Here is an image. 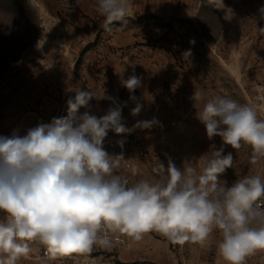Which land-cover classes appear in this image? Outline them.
I'll return each instance as SVG.
<instances>
[{"label": "clouds", "instance_id": "1", "mask_svg": "<svg viewBox=\"0 0 264 264\" xmlns=\"http://www.w3.org/2000/svg\"><path fill=\"white\" fill-rule=\"evenodd\" d=\"M225 10L224 0H208ZM131 0H97L96 11L104 17L102 27L111 30L114 22L123 26ZM264 19V7L259 9ZM264 34V28H260ZM190 44H195L191 40ZM191 57V49L183 53ZM134 93L141 79L133 74L121 81ZM67 101V116L38 123L25 135L14 130L0 135V264H17L39 242L52 257L89 253L95 245L110 247L111 235L120 233L140 241L155 232L172 244L186 242L203 245L214 230L222 239L219 254L227 264H245L246 258L264 251V179L245 175L230 186L220 177L233 167V154L224 147L213 148L204 157L206 165L196 169L177 168L171 159L167 168L159 164L153 172L155 182L129 181L114 172L123 153L110 155L103 147L109 131L130 134L136 128L153 127L158 121H137L132 128L122 122V107L113 106L101 117L79 113L95 96L91 91L75 90ZM109 99H113L109 97ZM130 99L135 100L134 95ZM191 99L196 118L205 126L211 140L219 136L223 145L238 150L252 148L250 163L264 158V120L252 106L215 96L206 100L195 90ZM137 103L131 115L137 116ZM124 140L117 143L122 147ZM132 172L135 174L136 169Z\"/></svg>", "mask_w": 264, "mask_h": 264}, {"label": "rangeland", "instance_id": "2", "mask_svg": "<svg viewBox=\"0 0 264 264\" xmlns=\"http://www.w3.org/2000/svg\"><path fill=\"white\" fill-rule=\"evenodd\" d=\"M186 1L193 20L164 23L160 7L167 0H131L126 23L114 22L106 31L97 0H0V135L14 130L25 135L40 122L66 117L67 101L76 89L85 91L89 74L94 79L96 66L103 64V59L91 62L95 46L105 58L115 50L114 59L126 55L121 51L126 43L107 42L117 31L158 34L166 28L173 40L178 37L182 53L191 49L199 76L217 96L252 106L258 114L255 98L264 93V19L259 13L264 0H224L233 13L230 20L208 0ZM149 15L156 18H139Z\"/></svg>", "mask_w": 264, "mask_h": 264}, {"label": "crops", "instance_id": "3", "mask_svg": "<svg viewBox=\"0 0 264 264\" xmlns=\"http://www.w3.org/2000/svg\"><path fill=\"white\" fill-rule=\"evenodd\" d=\"M170 1L167 0V4L160 7L164 23L170 18L178 21L193 20L186 0ZM139 18L143 20L156 17L149 15ZM108 38L107 42L111 46L119 40L126 43L122 47L124 50H121L126 55L114 59L115 50L113 54L107 52L105 58L98 54L101 51L99 45L95 46L91 62L94 65L103 59V64L96 66L94 79L90 73L89 80L86 81L85 91H91L95 96L83 113L87 111L99 118L107 113L115 100L120 105L126 103L122 107V122L128 128H132L137 121H151L154 118L158 121L151 128L134 130L144 135L159 161L153 163L134 159L131 170L119 174L129 181L128 186L142 179L149 182L159 180L162 174L153 172V169L159 162L167 168L169 159L177 168L192 167L199 174L206 165L204 156L213 148L219 149L221 146L224 147V154L231 152L234 158L233 167L220 177L221 183L226 182L230 186L245 175L260 174L261 160L256 164L250 163L252 148L249 145L245 144L234 150L229 145H223L219 136L211 140L207 137L205 126L196 118L197 109L191 97L195 90H199L204 96L199 104L202 108L206 100L217 95L199 76L192 59L183 56L177 45L178 37L173 40L165 28L163 33L158 34L138 30L125 33L117 31ZM133 74L140 77L141 87L130 94L121 81ZM130 95H134L136 99H130ZM137 103L142 105V110L139 115L133 116L131 109ZM160 122L163 123L162 127H159ZM133 168L136 169L135 174L132 172ZM221 239L219 230H214L203 245L191 242L178 245L172 244L158 233L150 232L144 234L140 241L130 239L127 247L110 249L109 258L124 264H227L217 249ZM245 264H264V251H257L247 257Z\"/></svg>", "mask_w": 264, "mask_h": 264}, {"label": "built area", "instance_id": "4", "mask_svg": "<svg viewBox=\"0 0 264 264\" xmlns=\"http://www.w3.org/2000/svg\"><path fill=\"white\" fill-rule=\"evenodd\" d=\"M255 99L258 106L257 116L259 119L264 120V93H259ZM172 125H175V123H172ZM162 126L163 123L160 122L159 127ZM119 140L125 141L122 147L117 143ZM103 147L110 155L121 153L124 155L125 159L121 161L120 167L114 172L116 175L130 171L134 159L153 163L159 161L152 146L147 142L144 135L138 131L126 135H117L113 131H109L104 139ZM260 160L259 176L264 179V158ZM130 239L124 234L116 233L111 235L112 244L110 247L95 245L89 253H72L56 257H52L51 254L47 253L46 248L39 242H32L30 244L32 251L24 260L26 264H124L109 258V251L115 247H127Z\"/></svg>", "mask_w": 264, "mask_h": 264}]
</instances>
